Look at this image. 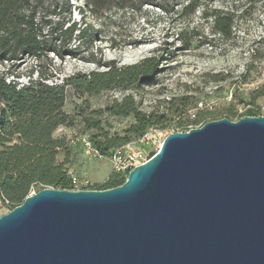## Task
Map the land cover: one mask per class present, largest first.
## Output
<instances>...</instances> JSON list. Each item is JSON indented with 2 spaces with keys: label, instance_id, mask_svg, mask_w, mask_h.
<instances>
[{
  "label": "water",
  "instance_id": "95a60500",
  "mask_svg": "<svg viewBox=\"0 0 264 264\" xmlns=\"http://www.w3.org/2000/svg\"><path fill=\"white\" fill-rule=\"evenodd\" d=\"M0 264H264V116L171 132L114 187L26 195Z\"/></svg>",
  "mask_w": 264,
  "mask_h": 264
},
{
  "label": "trees",
  "instance_id": "16d2710c",
  "mask_svg": "<svg viewBox=\"0 0 264 264\" xmlns=\"http://www.w3.org/2000/svg\"><path fill=\"white\" fill-rule=\"evenodd\" d=\"M77 1H82L83 7L75 6L71 0H0V64H8L5 72H0V202L9 209L18 205L33 185L75 188L64 162L57 159L67 141L64 137L53 136L59 126L74 124V117L64 111L69 96L87 104L83 100L85 96L99 95L114 88L128 90L151 85L162 70L161 62L166 59L158 51L131 64L97 61L103 69L76 71L60 77L59 81L51 80V72L37 70V75L33 76L31 71L24 83L20 82L19 74L10 71L17 61L30 57L48 60L49 66L50 53L59 59L77 57L79 43L75 45V42L89 39L93 34V25L86 20L87 13L93 18L112 12L141 13L145 4L164 13L172 11L183 15L201 8L203 17L210 18L211 28L221 38L230 39L233 34L236 10L213 6L214 0ZM73 8L80 13V22L72 19ZM178 36L182 48L187 49L190 39L183 31ZM9 75L12 79H7ZM252 97H264V86L256 88ZM170 104L168 110L172 109V112H146L138 107L131 94H127L120 100H112L105 109L80 116L84 128L93 132L87 136L99 155L110 156L115 148L134 141L148 127H163L172 115L183 113L188 107L183 98ZM103 113L112 117L132 116L133 122L122 136H110L99 118ZM243 115H259V110L247 107L238 118ZM201 118L202 115H198L194 123L200 122ZM183 125V121L176 122L178 127ZM123 181L124 177L113 172L94 189L114 187Z\"/></svg>",
  "mask_w": 264,
  "mask_h": 264
},
{
  "label": "rangeland",
  "instance_id": "374dc122",
  "mask_svg": "<svg viewBox=\"0 0 264 264\" xmlns=\"http://www.w3.org/2000/svg\"><path fill=\"white\" fill-rule=\"evenodd\" d=\"M71 2L83 7L82 1ZM212 5L236 10L230 39H223L215 33L210 18L203 17L201 8L183 15L172 11L164 13L145 4L141 13L112 12L100 18L87 13L86 20L93 25V34L89 39L75 42V45L79 43L77 57L59 59L50 53L49 66L48 60L25 57L10 68L20 75L22 83L27 80L29 72L36 76L37 70L51 72V80L59 81L60 77L76 71L103 69L104 66L97 61L131 64L158 51L166 59L161 62L162 70L151 85L128 90L114 88L99 95L85 96L83 100L87 104H82V100L75 101L71 96L66 99L64 111L74 117V124L59 126L53 136L64 137L67 141L59 150L57 159L64 162L70 177L77 178L78 189H94L113 173L111 155L85 153L80 144L72 146L71 139L93 133L84 128L80 115L105 109L114 99L120 100L131 94L143 111L172 112V109L168 110L170 103L183 98L188 103L187 109L172 115L160 127L164 130L180 131L223 117L237 120L247 107L258 108L259 115L264 116V97H252L256 88L264 86V0H214ZM80 16L77 8H73L72 19L80 22ZM52 17L56 19L55 15ZM180 31L190 39L187 49L181 46ZM7 66V63L0 64V72H5ZM250 101L252 104H247ZM200 114L202 118L195 124L194 120ZM99 118L110 136H122L133 122L132 116L112 117L107 113ZM178 120L184 122L182 127L176 126ZM122 177L125 179L126 175ZM41 188L39 184L33 185L28 194ZM9 210L0 202V215Z\"/></svg>",
  "mask_w": 264,
  "mask_h": 264
},
{
  "label": "built area",
  "instance_id": "2783aa9c",
  "mask_svg": "<svg viewBox=\"0 0 264 264\" xmlns=\"http://www.w3.org/2000/svg\"><path fill=\"white\" fill-rule=\"evenodd\" d=\"M188 129L189 128L181 129L180 131H186ZM171 132L174 131L151 126L148 127L145 132L134 141L115 148L111 154L113 172L120 176L126 175L127 172L134 166L144 162L149 153L155 152L160 147L164 137ZM77 143L82 146V150L85 153L100 156L87 135H80L75 137V139H71L72 146H75ZM71 180L73 186L75 187L74 189H78L76 187L77 178L75 176H71Z\"/></svg>",
  "mask_w": 264,
  "mask_h": 264
}]
</instances>
